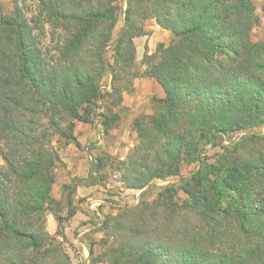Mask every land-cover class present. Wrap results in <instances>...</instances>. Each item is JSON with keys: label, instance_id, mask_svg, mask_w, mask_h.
Segmentation results:
<instances>
[{"label": "trees", "instance_id": "obj_1", "mask_svg": "<svg viewBox=\"0 0 264 264\" xmlns=\"http://www.w3.org/2000/svg\"><path fill=\"white\" fill-rule=\"evenodd\" d=\"M121 1L33 0L28 11L0 0V264H72L61 226L76 213V185H64L63 215L53 195L60 149L79 144L77 123L93 122L105 97L107 133L135 78H154L165 96L134 122L137 142L122 161L127 188L179 175L205 144L264 123L256 0ZM148 19L171 37L140 73L135 38L147 34ZM101 228L103 248H90L88 264H264V136H242L177 187L106 216Z\"/></svg>", "mask_w": 264, "mask_h": 264}, {"label": "rangeland", "instance_id": "obj_2", "mask_svg": "<svg viewBox=\"0 0 264 264\" xmlns=\"http://www.w3.org/2000/svg\"><path fill=\"white\" fill-rule=\"evenodd\" d=\"M1 1L3 2L6 9L13 7L14 0ZM18 2L19 4L23 5L26 9H28V11L31 10L34 3L33 0H18ZM121 2L122 6L125 8L126 1L122 0ZM256 3L257 14L260 17V23L253 29V39L260 40L264 39V14L261 9L263 0H256ZM123 22L124 20L122 16L116 27V33L120 31L121 27L124 24ZM155 25L156 22L154 19H148L147 21H145V29L149 36H145L147 35L145 34L135 38V44L137 47L135 70L140 73L145 70L144 67H146V63L150 61V59H146V55H151L155 53L156 47L159 42L169 43L170 41V32L168 31V33L165 34L166 29L164 30L159 25L156 28ZM148 44H151V53L148 52L150 50V46ZM143 48L145 49L143 50ZM138 50L140 51V58H138ZM110 54L111 51L109 50V55ZM110 81L111 75L109 73L105 74L102 78V93H105L110 90ZM131 93L132 92H129V94ZM108 102L109 101L107 97L103 98L98 102V108L94 110L95 116L93 121H98V123L101 124L97 127L101 128L100 130L102 134L100 137L102 138V142H99L100 140L98 138L96 142H93L95 143V147H100L101 151L97 154L98 158L94 162L95 165L93 167L95 171L94 173H92L91 182L95 183L96 181L98 183V187L101 188L100 191L102 193L101 200L103 199V201L97 204V209L89 208L90 210H94V212L89 215L88 219L83 220L80 223V226L82 227H84V225L87 223L86 221L90 223L88 225L89 230L85 232L88 234H86L87 236H85V238L87 239L86 246L88 249L87 257H85L84 255V248L82 247V245H80V243L74 244L65 235L66 240H64V247L71 256L72 264H88L91 259L90 248L93 247L95 253L100 252V250L103 248L100 243L101 239L104 237L101 227L106 216L117 214L126 208L136 206L140 204L142 200L152 201L156 198L158 193L167 186L177 187L180 184L181 179L190 177L197 169H199L200 166L204 165L205 163H213L218 157V155L225 149V147L234 144L235 142L240 140L242 136L246 134H258L264 136V123L260 126L245 131H238L220 135L216 139V142H209L205 144L204 149L198 159H184L181 163V171L179 175L167 177L164 179H152L144 188H131L132 190H130L122 183L121 172L122 161L126 158L130 149L133 148V146L137 142V134L134 129V122L138 119L147 118L148 115L154 113L155 109L153 108L152 104V109L150 112L146 113L145 110H142L132 116L130 108H128L127 106H122L121 103L119 106L113 108L114 112L118 114V119L112 123V128H110L109 131L106 133L100 120V114L106 112L108 113L109 109L106 108ZM60 167H62V164L59 166V168ZM56 176L57 180L56 185L53 188V195L56 199L62 201L63 209L60 213L65 215L67 212V209L65 208V195L67 191L63 188L64 185L62 184V182H60L61 178L60 174H58V170L56 172ZM70 183L72 185H76L74 182ZM175 196V199L180 203H182L183 199L186 198V194L181 190H179ZM84 201L88 202L87 197L85 196L83 198H76L75 192V207H80V203H84ZM89 204H91L90 201ZM66 224L67 222L64 221L61 226L64 229V233ZM58 227L60 228L57 223V228ZM78 228H74L73 231L77 232ZM86 260L88 262H86Z\"/></svg>", "mask_w": 264, "mask_h": 264}, {"label": "crops", "instance_id": "obj_3", "mask_svg": "<svg viewBox=\"0 0 264 264\" xmlns=\"http://www.w3.org/2000/svg\"><path fill=\"white\" fill-rule=\"evenodd\" d=\"M155 27L157 28L158 24H156ZM165 32V34H167L168 30ZM145 36L149 35L147 34ZM149 46L150 50L148 52L151 53V44ZM144 49L145 48H143V50ZM139 54L140 51L138 50V58H140ZM155 96H165L162 86L154 78L148 76L137 77L134 79V92L131 94L125 92L123 94L124 98L122 106L130 108L132 116L142 110H145L147 113L152 109V98ZM97 123L98 121L91 123H77L75 127V135L79 144L70 143L61 149L60 155L62 159V167L57 168L58 174H60L61 178L60 182H62L63 185L74 182L76 184V198H83L86 196L88 200V202L84 201V203H80V207L77 208L76 213L72 216V218L67 221L65 227V235L74 244L80 243V245H82L85 257L88 255V249L86 246L87 239L85 238L88 234L85 232L89 230L88 225L90 223L86 221L87 223L84 227L80 226V223L83 220L88 219L89 215L94 212V210L90 209H97V204L103 201V199L101 200L102 193L100 191L101 188L98 187V183L96 181L95 183L91 182L92 173L95 171L93 167L95 165L94 162L98 158L97 154L101 151L100 147H95V143L93 142H96L97 138L100 140L99 142H102V139L100 138L102 134L100 130L101 128L97 127L101 124ZM55 185L56 183L54 184V187ZM89 201L91 204H89ZM47 227L51 233H55L57 231L56 219L52 213L48 214ZM76 227L79 232L73 231ZM86 262L88 261L86 260Z\"/></svg>", "mask_w": 264, "mask_h": 264}, {"label": "built area", "instance_id": "obj_4", "mask_svg": "<svg viewBox=\"0 0 264 264\" xmlns=\"http://www.w3.org/2000/svg\"><path fill=\"white\" fill-rule=\"evenodd\" d=\"M100 138H101V137H100ZM101 139H102V138H101ZM129 189H130V190H132L133 188H132V189H131V188H129Z\"/></svg>", "mask_w": 264, "mask_h": 264}]
</instances>
